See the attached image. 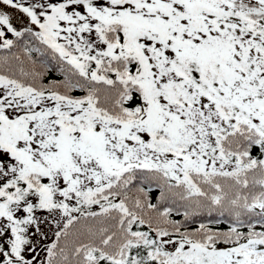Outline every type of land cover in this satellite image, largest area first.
Here are the masks:
<instances>
[{
    "label": "snow or ice",
    "instance_id": "obj_1",
    "mask_svg": "<svg viewBox=\"0 0 264 264\" xmlns=\"http://www.w3.org/2000/svg\"><path fill=\"white\" fill-rule=\"evenodd\" d=\"M0 264H264V0H0Z\"/></svg>",
    "mask_w": 264,
    "mask_h": 264
}]
</instances>
